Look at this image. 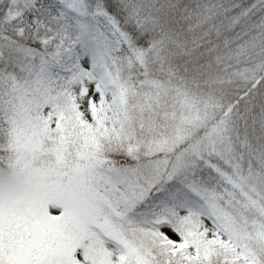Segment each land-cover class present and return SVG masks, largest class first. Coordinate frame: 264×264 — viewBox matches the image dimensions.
Instances as JSON below:
<instances>
[{"label":"snow or ice","instance_id":"6c2138e0","mask_svg":"<svg viewBox=\"0 0 264 264\" xmlns=\"http://www.w3.org/2000/svg\"><path fill=\"white\" fill-rule=\"evenodd\" d=\"M0 264H264V0H0Z\"/></svg>","mask_w":264,"mask_h":264}]
</instances>
